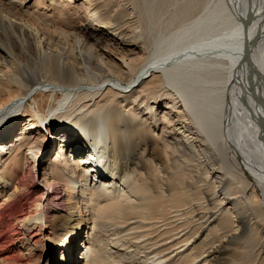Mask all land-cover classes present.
I'll return each instance as SVG.
<instances>
[{
  "label": "bare ground",
  "instance_id": "bare-ground-1",
  "mask_svg": "<svg viewBox=\"0 0 264 264\" xmlns=\"http://www.w3.org/2000/svg\"><path fill=\"white\" fill-rule=\"evenodd\" d=\"M30 1L0 0V264H264V0Z\"/></svg>",
  "mask_w": 264,
  "mask_h": 264
},
{
  "label": "rangeland",
  "instance_id": "rangeland-1",
  "mask_svg": "<svg viewBox=\"0 0 264 264\" xmlns=\"http://www.w3.org/2000/svg\"><path fill=\"white\" fill-rule=\"evenodd\" d=\"M72 0H60L59 1V3H60V5L62 4V6L63 7H65V6H68L69 4H70V2H71ZM104 0H90V2H89V0H87V1H85V0H77V2H76V4L75 5H73L72 7L74 8H71L72 10H75L76 9V11H78L79 12V14L80 15H82L83 16V18H82V20H88L89 18H91L90 16H91V11L96 7V5H98V4H100V3H102ZM118 1V0H117ZM42 2H44L45 3V7L44 6H38L40 3H42ZM227 2V1H226ZM38 3V4H37ZM43 3V4H44ZM228 3V2H227ZM222 4L223 3H221V1L220 2H218V5L215 7V8H213V7H210L209 6V9H205V13L204 12H202V13H200L199 15H201L202 16V14H203V16H205V14L207 15V12H208V15H210V16H208V23L209 24H207V29H205V30H208V31H204L203 29V31H196L197 33H195V32H193L192 34H193V36H190V37H188L189 38V40L190 39H192V37L193 38H195V39H197V38H201V36L203 37V36H205V34H206V36L208 35V33H205V32H209V37L212 35H214V34H211L210 35V33H215L216 32V34L214 35V36H217V35H221L224 31H228V29H227V27H226V30L224 29L225 28V26H228L227 24H228V21H229V23L231 24V20H229L227 17H229V11H225L224 10V6H222ZM29 8H30V11L31 12H37V11H39L38 13H35V14H45V17L46 16H48V15H53L54 17H53V20H60V16L59 15H57V13L56 12H54V11H52V10H54L53 9V7L52 6H50V0H31L30 1V3H29ZM50 6V7H49ZM228 6L230 7V5L228 4ZM69 7H71V5H69ZM227 7V6H226ZM66 8H68V7H66ZM226 9V8H225ZM227 9H228V7H227ZM68 10V9H67ZM223 10V11H222ZM54 12V13H53ZM209 12H211V13H209ZM72 13V12H71ZM220 14V16L219 17H224V19H223V17H222V20H220L219 19V22H217L216 20H215V18H216V16L217 15H219ZM226 15V16H225ZM42 16V15H41ZM210 17V18H209ZM212 17H214L213 19H212ZM218 17V16H217ZM199 18H200V16H199ZM214 21V23H218L217 25H215L214 23H213V21ZM210 20V21H209ZM79 21V20H78ZM212 21V22H211ZM222 21V22H221ZM225 21H226V23H225ZM224 23H225V25H224ZM85 23H84V21H81L80 20V22H76V26H78L79 28H81V26L82 25H84ZM214 24V25H213ZM222 24V26H221V28H218V27H220V25ZM188 25H189V22L188 21H186V22H182V23H177L176 25H174L173 27H167L168 25H163L162 27H159V28H161V29H159V28H156V29H153V31L154 32H152V34H150V41H151V49L152 50H154V52H155V50L157 51V52H163L164 51V48H166L165 50H167V46H168V48L171 46V44H173V43H177V42H175L176 40H180V39H175L174 38V36L173 35H175L176 34V32L177 31H179V30H181V29H183V28H185V27H188ZM208 25H211L210 27L211 28H213V26L214 27H216L215 28V30H210V29H208L209 28V26ZM167 27V28H166ZM229 28H231V29H233V27L231 26V27H229ZM214 29V28H213ZM217 29H219V31H217ZM210 30V31H209ZM221 30V31H220ZM157 31V32H156ZM212 31V32H211ZM215 31V32H214ZM100 32H101V34H103V36H102V42L106 45H109V47L111 48V49H118V46H119V44H118V42H116V40L114 41V40H112V39H110V35H109V32L108 31H106V30H104L103 28H101V26H100ZM202 32H204V33H202ZM226 32L225 33H223V34H226ZM90 33H92V32H90ZM89 32L87 33V34H90ZM162 33H164V34H162ZM175 33V34H174ZM217 33H221V34H217ZM228 33H230V30L228 31ZM160 34H162V35H160ZM195 34H199V36L198 37H196V35ZM203 34V35H202ZM98 35V34H97ZM171 35H172V37H171ZM201 35V36H200ZM205 36V37H206ZM170 37V38H169ZM172 38V39H171ZM206 38H208V36L206 37ZM164 39V40H163ZM182 40V39H181ZM198 40V39H197ZM207 40V39H206ZM110 41V42H109ZM169 42H170V44H169ZM172 42V43H171ZM182 46V43L181 44H179V47H181ZM159 47V48H158ZM158 48V49H157ZM161 49V50H160ZM163 49V50H162ZM171 49V48H170ZM138 52V51H137ZM157 52L155 53V54H157ZM133 58H136V55L135 56H132ZM163 111L161 110V113H162ZM160 113V114H161Z\"/></svg>",
  "mask_w": 264,
  "mask_h": 264
}]
</instances>
